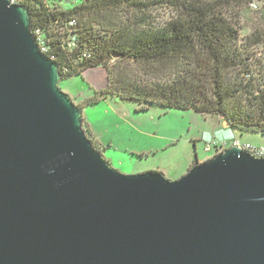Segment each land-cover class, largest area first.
<instances>
[{
	"label": "water",
	"instance_id": "95a60500",
	"mask_svg": "<svg viewBox=\"0 0 264 264\" xmlns=\"http://www.w3.org/2000/svg\"><path fill=\"white\" fill-rule=\"evenodd\" d=\"M62 81L29 8L0 0V264H264V158L122 174Z\"/></svg>",
	"mask_w": 264,
	"mask_h": 264
},
{
	"label": "trees",
	"instance_id": "16d2710c",
	"mask_svg": "<svg viewBox=\"0 0 264 264\" xmlns=\"http://www.w3.org/2000/svg\"><path fill=\"white\" fill-rule=\"evenodd\" d=\"M15 1L29 8L36 41L63 81L105 69V89H92L83 110L117 99L138 112L224 117L233 129L264 135V0ZM160 9L169 20L158 22ZM245 19L254 23L248 35Z\"/></svg>",
	"mask_w": 264,
	"mask_h": 264
},
{
	"label": "rangeland",
	"instance_id": "374dc122",
	"mask_svg": "<svg viewBox=\"0 0 264 264\" xmlns=\"http://www.w3.org/2000/svg\"><path fill=\"white\" fill-rule=\"evenodd\" d=\"M157 15L158 22L171 17L163 9ZM253 24L241 20L247 35ZM106 78L105 69L96 68L85 76L62 81L59 87L79 106L91 96L92 89H105ZM138 107L133 102L109 99L95 108H85L96 142L105 147L112 168L125 175L157 171L169 180H178L196 161L211 159L220 147L223 152L235 140L241 145L264 146V135L226 128L217 117L160 107L138 112Z\"/></svg>",
	"mask_w": 264,
	"mask_h": 264
},
{
	"label": "built area",
	"instance_id": "2783aa9c",
	"mask_svg": "<svg viewBox=\"0 0 264 264\" xmlns=\"http://www.w3.org/2000/svg\"><path fill=\"white\" fill-rule=\"evenodd\" d=\"M250 9L252 12H258L260 10V5L258 3H252L250 5ZM40 50L42 51V53L45 52V48H42L41 45H39ZM215 148H218V144L216 142L213 143ZM232 146H237L240 147L242 149H244L245 151L249 152L250 154H252L253 156L257 157V158H264V146H256V145H252L250 143H247L245 145H241L238 141H234ZM222 147L219 148V150L217 151V153L221 152ZM209 150V148H208Z\"/></svg>",
	"mask_w": 264,
	"mask_h": 264
},
{
	"label": "crops",
	"instance_id": "0c3cea01",
	"mask_svg": "<svg viewBox=\"0 0 264 264\" xmlns=\"http://www.w3.org/2000/svg\"><path fill=\"white\" fill-rule=\"evenodd\" d=\"M83 103V102H82ZM100 105H102V104H100ZM87 108V107H86ZM89 115L88 114H86V112H85V110H84V119H85V123H86V128L90 131V133L92 134V136L94 137V140L96 141V136H95V134L92 132V130H91V128H90V124H89V122H88V117ZM101 146V145H100ZM102 147H104V146H102ZM105 148V147H104ZM105 153V156H106V152H104ZM106 158H108V157H106ZM109 162H110V160L109 159H107Z\"/></svg>",
	"mask_w": 264,
	"mask_h": 264
}]
</instances>
